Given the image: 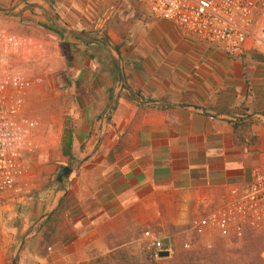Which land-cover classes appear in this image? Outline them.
<instances>
[{"label":"crops","instance_id":"crops-1","mask_svg":"<svg viewBox=\"0 0 264 264\" xmlns=\"http://www.w3.org/2000/svg\"><path fill=\"white\" fill-rule=\"evenodd\" d=\"M140 10L149 17L148 38L125 42L117 22L97 27L111 41L92 45L117 53L109 60L118 74H84L85 86L68 91L75 99L67 120L79 168L66 191L29 206L30 219L42 226L67 192L71 199L58 231L64 235L40 264H83L92 252H109L129 224L159 218L187 224L199 198L249 184L264 168V57L250 56L251 50L231 58ZM66 121L43 136L38 130L42 143L55 135L61 151ZM22 194L12 203L22 202Z\"/></svg>","mask_w":264,"mask_h":264},{"label":"rangeland","instance_id":"rangeland-1","mask_svg":"<svg viewBox=\"0 0 264 264\" xmlns=\"http://www.w3.org/2000/svg\"><path fill=\"white\" fill-rule=\"evenodd\" d=\"M148 18L141 12L140 5L123 0H0V28L21 37H37L48 47L47 61L26 67L28 83L24 114L37 122V131L41 136L42 132L48 133L70 118L75 99L68 91L75 84L77 89L85 86L84 74H107L111 71L118 74L116 65L109 60L117 53L98 44L92 45L96 39L111 41L107 33L97 27L105 21V26L110 21L113 24L117 22L123 25L122 31L126 32L122 39L130 42L149 37ZM134 24H137L136 28ZM48 28L61 31L64 39ZM73 32L86 35L77 39L72 35ZM129 49L125 55H130ZM88 50L91 51L89 54ZM248 54L252 56L253 52ZM92 55L101 58L95 62L88 58ZM103 58L107 59L102 61ZM62 75L68 79L65 87L59 84ZM120 75L126 76L124 69ZM77 79L83 80L77 84ZM55 138L54 135L51 143L45 145L44 142L36 152L26 155L24 166L28 190L22 194L24 200L12 203L11 207H5L0 212V264H40L42 257L49 253L50 247L43 241L47 230H42L43 226L34 223L35 219H30L29 206L43 199L55 198L60 188L56 179L62 167L72 168V172L61 180L64 181V187L73 170L79 168L76 162L67 164ZM159 219L140 225H127L123 239L110 241L109 252H92L83 264H177L176 257L179 254L203 247H217L221 243L226 250L236 251L243 245L238 238H199L190 230L188 223L174 224L168 218ZM148 232L156 235L168 248V257L159 258L154 250L148 249L145 236ZM239 256L227 255L223 258L226 264H241ZM261 257L264 259V250Z\"/></svg>","mask_w":264,"mask_h":264},{"label":"built area","instance_id":"built-area-1","mask_svg":"<svg viewBox=\"0 0 264 264\" xmlns=\"http://www.w3.org/2000/svg\"><path fill=\"white\" fill-rule=\"evenodd\" d=\"M145 7L157 20L174 23L186 36L240 59L249 51L264 57V0H123ZM48 47L37 37H21L0 28V212L27 189L24 159L42 141L38 124L25 116L27 65L47 61ZM199 238H240L264 233V168L242 187L214 198H199L189 219ZM155 255L163 243L146 235Z\"/></svg>","mask_w":264,"mask_h":264},{"label":"trees","instance_id":"trees-1","mask_svg":"<svg viewBox=\"0 0 264 264\" xmlns=\"http://www.w3.org/2000/svg\"><path fill=\"white\" fill-rule=\"evenodd\" d=\"M53 32L58 34L61 39H64V34L61 31L51 29ZM75 38L81 39L85 33L81 32L80 34L73 32ZM104 41V40H102ZM88 46V45H87ZM115 50L118 51V48L115 46ZM87 50V49H86ZM235 130L238 128V124L233 123ZM73 129L69 126V121L65 122V130L61 141V151L63 156L68 158L69 165L74 162L73 154ZM64 167H62L63 169ZM56 184L60 186L59 190H65L63 186L64 181L59 180L57 177ZM71 203L69 198V193L60 200L59 207L50 214L47 219L42 223L43 227H46V233L43 235L44 244L47 247H52L55 243L61 240V237L64 235L58 232L61 229V225L64 222L63 214L68 210ZM54 216V217H53ZM38 224V223H37ZM243 242V245L240 249L226 250L221 243H218L219 246L211 248H202L185 254H179L177 259V264H226V261L223 257L227 255H240L239 262L241 264H264V259L261 257L264 250V233H254L252 231H245L242 236L239 238ZM169 252L168 248L164 245L161 252L158 253L159 258H166L164 256H159L160 253Z\"/></svg>","mask_w":264,"mask_h":264},{"label":"water","instance_id":"water-1","mask_svg":"<svg viewBox=\"0 0 264 264\" xmlns=\"http://www.w3.org/2000/svg\"><path fill=\"white\" fill-rule=\"evenodd\" d=\"M255 58L262 60L263 56L256 54ZM59 84L61 87H65L68 85V79L65 75H62L61 77H59ZM71 172H72V168L69 166H65L59 173V176H58L59 180H62L64 177L68 176ZM159 256L168 257L169 253L168 252L160 253Z\"/></svg>","mask_w":264,"mask_h":264}]
</instances>
